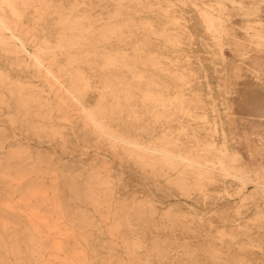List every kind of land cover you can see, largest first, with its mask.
Returning <instances> with one entry per match:
<instances>
[{
    "label": "rangeland",
    "instance_id": "374dc122",
    "mask_svg": "<svg viewBox=\"0 0 264 264\" xmlns=\"http://www.w3.org/2000/svg\"><path fill=\"white\" fill-rule=\"evenodd\" d=\"M26 2L30 5L21 6V10L30 9L35 15L23 14L17 21L6 16L9 28L23 41L25 59L37 52L58 80L49 84L43 77L44 71L36 72L31 64L26 69V61L19 63L17 71L2 64V79L7 77L13 84L7 86L8 91L0 90V165L9 154L25 162L17 173L0 172V207L6 203L11 206L8 212L20 214L24 224L36 223L45 233L41 235L43 244L60 240L72 234V226L80 225L70 220L67 211L62 214L54 211L61 201H56L57 196L72 197L67 191L54 192L59 188L60 176L84 183L83 174L95 167L100 177L109 178L110 182L101 198L113 191L114 197L130 207L136 199L141 204L133 206L156 209L142 227L134 220L121 227L133 231V239L142 242L139 251L146 262L128 257L123 241L107 231L100 235L103 243H114L120 258L115 264H170L171 261L225 264L232 255L237 263L264 264V197L241 202L253 190L252 185L243 189L240 181L224 177L225 182L230 181L227 186L221 181H205L201 188L195 189L189 172L163 164L157 165L156 173L145 171L143 168L148 167H142L136 155H115L110 141L105 136L99 137L91 124L82 121L78 106L62 89L68 88V80L74 74L94 83L99 79H91V75L94 69L100 70L97 87L107 86L109 94L121 99L123 92L118 89L125 88V96L129 98L126 102L137 104L136 116L141 119L137 136L148 146L183 150L184 157V150H189L202 165L215 169L231 152L237 153L249 168L257 162L264 165V123L259 122L264 110V0H49L48 5L77 4L87 12L70 15L68 23L59 20L70 11L60 7L47 9L39 0ZM220 9H227L226 13H219ZM119 10H124L128 17L117 15L121 13ZM212 17L221 20V27L209 24ZM31 18H34L33 26ZM110 27L116 29L106 31ZM219 28H223L222 34L212 32ZM121 31L126 33L121 36ZM234 37L241 40L240 50L249 53L247 60L236 53ZM48 48L58 51L63 48L72 53L75 57L72 63L77 68L71 76L60 73L70 68L66 56L52 57ZM108 48L112 52L106 51ZM102 50L107 52L104 58L99 54ZM56 59L60 63L55 64ZM150 63L153 65L149 66ZM123 70L129 73L122 74ZM15 86L28 90L25 99L32 106L29 107L32 116L17 106L11 92ZM160 93L163 100L156 105L153 97ZM61 97L66 103L64 108L58 106ZM93 97L91 91L85 97L86 105L94 106ZM151 115L158 118L152 120ZM31 124L43 129L33 132L29 130ZM255 149L259 151L251 158ZM38 166L42 171H35ZM151 174L163 177L156 180ZM179 174L187 175L185 188L175 186ZM21 175L23 179L45 182L46 192L41 197H49L44 204L50 203L47 206L50 211L40 205L32 206L30 195L16 193V186L23 181ZM168 176H172L174 184L166 181ZM154 182L161 185L155 187ZM73 202L79 207L75 212H84L87 223L113 227L105 203ZM39 209L42 213L37 216L44 215L47 222L37 221V216H33ZM5 213L4 209L0 210V216H6ZM232 226L234 229L230 231ZM96 229L86 227L76 231L86 234L96 233ZM21 230L26 231L24 225ZM0 237L10 244L9 249L0 250L7 252L17 238H28V234L16 236L15 228L4 230L0 225ZM155 244L168 248V260L162 262L154 257ZM210 246L217 248L219 259H212ZM102 252L108 250L103 248ZM148 255L151 257L147 258ZM8 263L15 262L9 259Z\"/></svg>",
    "mask_w": 264,
    "mask_h": 264
},
{
    "label": "bare ground",
    "instance_id": "6f19581e",
    "mask_svg": "<svg viewBox=\"0 0 264 264\" xmlns=\"http://www.w3.org/2000/svg\"><path fill=\"white\" fill-rule=\"evenodd\" d=\"M39 1L47 9H51L53 7H60L61 10L64 9L70 11V13H64L62 15L63 18L59 20H62L65 23H68L70 21V15L73 16L80 13H87L84 12L83 9L78 8L77 4L72 6H68L67 4L55 6L53 4L48 5L49 0ZM29 5L30 3H27L26 0H0V90L8 91L7 86L13 84L11 79L8 80L7 77L2 79V64L6 65L11 71H17V67L20 66L19 63L26 61L27 64L25 65V68H29V65L31 64V66L36 69V72L39 73L43 70V77L45 81L49 84H52V81L58 80V77L54 74V70L44 65L41 55L37 52H34L33 54L29 55V59H25L24 53L26 47H24L23 41L12 32L11 28H9V22L7 21L6 16H12L13 18H16L15 20L17 21L23 16V14L29 13L30 15H35L36 12H30V9L21 10V6L26 7ZM112 5L114 4L112 3ZM116 5H120V3L117 2ZM226 10L227 9H220L218 12L225 14ZM119 11L121 13H118L117 15L121 16L125 14V17H128L124 10ZM212 18L213 19L209 22L211 26L222 25L221 20L214 17ZM29 21L33 26L34 18L29 19ZM89 21L91 20L89 19ZM24 24L25 23L23 22L22 25ZM115 29L116 27H110L106 31H114ZM69 30H72V28H70ZM212 32H215L217 35L222 34L223 28L216 29ZM124 33H126V31L119 32L121 36L124 35ZM89 41L94 42L95 40L89 39ZM101 41L103 40L101 39ZM121 42L124 43V40L121 39ZM232 44L233 47L236 48V53L239 54V57L242 60H247L249 53H247L244 49L240 50V47L243 48L241 45V40L237 37H234ZM113 48H115V46H113ZM48 49L49 54H51L52 57H56L58 54L66 56V62L68 63V66L70 68L66 71L61 70L60 73H62V75L71 76V74H73L72 71L77 68L75 66V63H72L75 61V57L72 56V53H68V51L64 50L63 48H61L59 51L57 48ZM106 51L112 52L111 48H108ZM113 52H115V49L113 50ZM106 53L107 52H105V50L99 52V54L103 58L107 55ZM139 59L143 60L142 58ZM143 61L145 62L146 60ZM58 63H60V61L59 59H56L55 64ZM152 65V63L149 64V66ZM94 70L95 72L93 75H91V79L98 78L99 80H101L100 70ZM121 73L128 74L129 72L123 70L121 71ZM114 77L117 78V75L115 74ZM182 77L185 76L183 75ZM99 80L95 81L94 83H91L89 79L83 78L82 75L74 74L68 80V88L62 87V89L65 90L68 96H70L71 99L74 101L75 105L78 106L79 111L80 113H82L84 118L82 119V121H86L88 124H91V126L94 128V131L98 133L99 137L105 136L110 141L109 146L114 151L115 155H136L137 160L141 164V166L148 167L143 168L147 172L152 170V172L156 173L158 171V164H163L169 167L170 169H178L179 171L189 172L191 174L187 175L192 176L194 180L192 187L195 189L201 188L203 186V182L205 181L209 183L221 181L223 184H225L224 186H227L230 181L225 182V180L223 179L224 177L240 181L243 186V189H245L247 186L252 185L253 190L248 194L246 193L241 202L255 198L256 196L264 197V165L262 163L257 162V165L255 164L253 167L249 168L248 164L243 165L242 160L240 159V156L237 153L231 152V154L227 156V160H220V166L218 165L219 168L215 169L209 166L202 165L197 157H194V155H190L191 152L189 150H184L186 153V156L184 157L181 154V151L183 150H180V152H178L174 151L173 149H161L148 146L146 143L142 142L141 138L137 136V131L141 129V127L139 126L141 119L140 117L136 116L137 111L135 110V106L137 104H128L126 102L127 100H129V98L125 96L126 89H118V91L123 92L124 98L121 99L115 94H109L107 89H105L107 88V86H105V88L97 87L96 84L97 82H99ZM79 84H82V87H79ZM91 91H94L93 98H95L96 100L93 107L86 105L85 100V97H87ZM11 92L15 94L17 106L19 108L23 107L24 110L27 112V115L32 116L34 114L30 110L32 106L25 99V95H29L28 90L15 86L12 88ZM162 95L163 94L160 93L156 95V97H153V101L156 103V105L162 102ZM63 99L64 98L61 97V99L59 100L58 106L60 108H64L66 106V103ZM156 118H158V116L155 117L154 115H151L152 120H155ZM259 120L262 125V123H264V110L262 112V115L259 116ZM113 123L114 125H112ZM40 128L43 129V127ZM40 128L35 127L31 124L29 130L35 132L38 131ZM53 132L56 134L55 131ZM258 151L259 150L256 149L255 151H252L251 158H255ZM5 158L6 160H4L3 164L0 165V172L17 173L21 170V163L25 162V159L21 157L18 158L16 155L13 154H9V156ZM239 163H241V165H238ZM35 171H42V167H35ZM8 175L14 174H4V176ZM184 175L186 174L176 175L177 178L175 180L179 181H177V185L175 186L184 188L186 187L185 181H187L188 179L186 178L187 175ZM60 177L61 180L58 183L59 188L57 190H54V192L58 193L60 191H67L72 193V197L64 199L57 196L56 201H61L55 207L54 211L57 214H62L63 212L67 211V216L70 218V220L74 224L79 223L80 225L74 227L72 226V234H68L60 240H51V242L49 243L50 245H46L43 244V239L41 237V235H44L45 233L37 227L36 223H31L30 225L24 224V218L20 214L8 212L11 209V206L7 205L6 203H3L2 207H0V210L4 209L7 213H5L6 216H0V225L2 229L6 230L8 228H15L16 236L19 234H28V238H17L14 244H12L10 250H8L7 252L0 251V264H9V259H13V261L15 262L14 264H17V262L19 261H23V264H115V262L118 263L120 261V258L118 257V254H116V251L114 249V243H103V240L101 239L100 235L105 234V231H107L109 235L115 236L123 241L124 252L128 257H131V259L135 261L146 262V258L142 257V254H140L139 251V249L142 248V242L140 240L133 239V231L128 229L122 230L121 227L125 226L127 223L132 224L133 220L142 227V224H146L149 221L148 215L155 213L156 209L154 207L151 206L139 209L137 206H133L141 204L138 203L136 199L131 201L132 206L130 207L129 205H126L125 201L120 202V199L114 197L113 191H110V196L104 193L106 196L104 198H101V194L106 190L105 186H107L110 182L109 178L100 177V174L96 172L95 167H91L87 174H83V177H85L84 183L80 182L79 180H74L69 176L61 175ZM153 177L158 180L160 177L162 178L163 176H161L160 174H154ZM171 177L172 176L165 177L166 181L169 184H174L171 182ZM19 178L23 179L25 177L21 175ZM158 185H161L160 182H154L155 187H158ZM16 187V193L22 194L24 196L30 195L29 200L32 201V206L40 205L41 208L50 211L47 208L50 203L44 204L49 197H41L46 192V184L43 180L32 178L23 179V181ZM73 200H80L85 204L95 202L97 204L105 203V205H108V215H111L113 227H99L87 223L88 219L86 218L84 212H75V209H78L79 207L76 205L75 202L72 203ZM39 213H42L40 209L33 216L36 217ZM36 219L37 221H48L45 219L44 215L37 216ZM105 219L107 220L108 217L105 216ZM23 225L25 226L26 231H19V229ZM86 227L97 228L95 231L98 234H80L78 231H76L82 228L85 229ZM229 229L231 231L234 228L232 226ZM4 242H6V238L0 237V250L7 249V247L8 249L10 248V244H7L6 242V244L4 245ZM103 248L107 249L108 253H103ZM152 249L155 251L154 257H156L158 261L164 262L169 259L166 256V251L169 252L168 248L163 249L158 244H155L154 246H152ZM147 250L150 253V249L147 248ZM209 250L214 261L219 259L218 257H216L217 248H212L210 246ZM9 255H11V257ZM149 256L151 257V255H148L147 258H149ZM235 258L236 256L232 255L230 258L232 260H225V264H241L237 263ZM149 264H153V262H149ZM170 264L175 263L171 261Z\"/></svg>",
    "mask_w": 264,
    "mask_h": 264
}]
</instances>
